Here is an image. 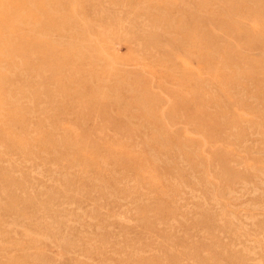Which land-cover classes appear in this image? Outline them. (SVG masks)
I'll list each match as a JSON object with an SVG mask.
<instances>
[{"label": "rangeland", "instance_id": "374dc122", "mask_svg": "<svg viewBox=\"0 0 264 264\" xmlns=\"http://www.w3.org/2000/svg\"><path fill=\"white\" fill-rule=\"evenodd\" d=\"M53 1L0 41V264H264V0Z\"/></svg>", "mask_w": 264, "mask_h": 264}, {"label": "bare ground", "instance_id": "6f19581e", "mask_svg": "<svg viewBox=\"0 0 264 264\" xmlns=\"http://www.w3.org/2000/svg\"><path fill=\"white\" fill-rule=\"evenodd\" d=\"M48 5L53 6L57 5V3L53 0H0V25L3 23L0 26V41L5 34L4 32H9L13 34L15 40L19 39L18 41H20L14 44V48L21 47L20 43L26 39L23 36L24 32L18 31L17 26L23 22V19L21 16H16V14L20 11L25 12L28 7L30 21L40 20L45 24H50L54 21L49 20L47 17L49 16ZM10 38L13 39V37Z\"/></svg>", "mask_w": 264, "mask_h": 264}]
</instances>
